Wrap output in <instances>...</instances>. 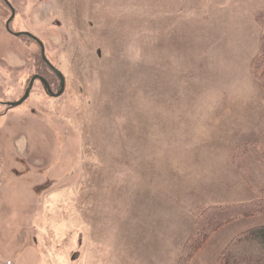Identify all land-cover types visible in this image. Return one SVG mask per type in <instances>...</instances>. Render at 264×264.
<instances>
[{"label":"rangeland","instance_id":"374dc122","mask_svg":"<svg viewBox=\"0 0 264 264\" xmlns=\"http://www.w3.org/2000/svg\"><path fill=\"white\" fill-rule=\"evenodd\" d=\"M10 1L11 28L43 41L66 88L51 97L36 80L23 104H0V264H177L204 207L264 189L257 155L264 152V84L252 74L254 59L233 73L242 91L254 86L240 92L251 102L237 107L238 118L220 112L223 127L212 115L215 103L226 115L230 102L205 90L199 72L211 21L222 12L227 30L260 52L264 0L260 10L223 0L176 13L174 39L169 12L153 0ZM10 14L0 1V102L18 100L34 73L56 91L38 44L6 31ZM169 34L172 52L191 51L196 60L172 62V83L155 91L152 52L164 68ZM152 100L159 103L136 104ZM203 128L213 147L200 142ZM97 169L106 173L96 176ZM260 224L264 215L227 224L192 264H212L234 234Z\"/></svg>","mask_w":264,"mask_h":264},{"label":"crops","instance_id":"0c3cea01","mask_svg":"<svg viewBox=\"0 0 264 264\" xmlns=\"http://www.w3.org/2000/svg\"><path fill=\"white\" fill-rule=\"evenodd\" d=\"M219 1L222 2L223 0H153L155 5H162V7L169 12L168 27L173 28L172 30L173 39L175 37V28L173 26V21L171 16L175 15L176 13H187V11H191V9H195L196 7H202V4L207 5V7L211 9L214 8L212 7V5L218 3ZM231 3H234L236 7L242 6L245 8H254L258 10L262 8V0H256V1L252 0V2H247V0H230V4ZM213 11L215 12L216 10ZM217 16L218 17L214 20L215 23L211 21V28L209 30L210 36L207 39H205L206 42H208V45H210V50L207 53H205V55L203 56L202 65L199 68V72L200 74L202 72L204 78H207V84L204 87L205 90L207 87H209L210 89L215 90L221 101H223V99H226L227 101L230 102L226 104L227 106L226 115L224 114L223 103L220 101H217L215 103L216 111L212 115H214L215 117L216 124H218V120H221V127H223V122H222L223 118H220V112L225 117H232V115H235V118H238V114L236 113L238 110L237 107L242 108L246 102H251V100L249 99L248 101L244 100L246 98V95H241L240 93L242 91L241 87L240 86L238 87L237 84H234L233 73L235 72V70L238 71V69H241L243 67L245 69H248L250 62L254 59L258 51L256 50L257 46L256 45L250 46L249 44L250 41H248L242 34H237L236 31L227 30L228 29V25L226 23L227 19L223 12L219 13V15ZM204 21H206V18L204 19ZM233 24L235 25V21H233ZM206 28L208 29V27ZM178 36L183 37V43L186 44L187 39L185 38V36L181 34H178ZM171 39H172L171 35L169 34L168 52L165 57V60H167L168 62L164 68H161V63L158 57L159 52L154 51L152 53V60L156 61V64L153 65V68L151 70L152 71L151 85L153 86V89L155 91L159 90L160 85L162 86L161 91H165L166 86L172 83L171 72L170 73L168 72V70L172 65V62L181 61L182 58H189L188 62L191 64L193 61L196 60V55L191 51H183L179 53L172 52L173 40H172V45L170 46ZM201 40H204V38H201ZM229 57L230 59L228 60ZM190 59H192L193 61ZM160 72H161L160 74L161 83L159 77ZM248 74L251 75L250 72ZM237 81L238 79H236V82ZM250 91H254L253 85L246 86L242 92L247 93ZM240 95H241V99L238 101L239 98L238 96ZM253 98H255L256 102H259L260 100L259 95L256 94V92H254ZM149 103H151V106H153L158 104L159 100H152L151 102H142V101L136 102L137 106H141V107H144ZM204 110H208V109L204 108ZM239 119H240V114H239ZM203 122L205 123V125H207V122L205 121ZM204 131L205 129L203 128L201 130L203 137L200 139V142L203 144L204 142H210L212 135L210 132H208L209 134H207V136H209L210 138L205 139ZM207 144H210L209 147H213L211 142ZM179 155H182V152L179 153ZM242 198L243 195H237L226 201L238 202L239 200L237 199H242ZM187 230L189 231L191 230L190 225H188ZM216 256L212 264H217ZM195 264H197V262Z\"/></svg>","mask_w":264,"mask_h":264},{"label":"trees","instance_id":"16d2710c","mask_svg":"<svg viewBox=\"0 0 264 264\" xmlns=\"http://www.w3.org/2000/svg\"><path fill=\"white\" fill-rule=\"evenodd\" d=\"M261 22L263 31L259 41L260 52L251 63V69L255 78L264 84V18ZM42 63L44 64L43 61ZM257 155L264 166V152H258ZM99 171L106 173L105 170L97 169L94 172L96 176ZM258 215H264V189L259 190L256 197L250 200L204 207L184 240L177 264H192L198 251L214 233L227 224ZM216 262L217 264H264V224L234 234L218 253Z\"/></svg>","mask_w":264,"mask_h":264},{"label":"water","instance_id":"95a60500","mask_svg":"<svg viewBox=\"0 0 264 264\" xmlns=\"http://www.w3.org/2000/svg\"><path fill=\"white\" fill-rule=\"evenodd\" d=\"M4 1L10 6V9H11V15L6 21L7 30L16 37L26 36V37H29L32 40L36 41L37 44L40 46V52H41L42 60L52 70V72L57 76V78L59 80V89L56 92H54L51 90L47 79L43 75L35 73L30 77L29 83L25 86L23 95L18 100L7 101V102H4V104L7 105L9 109L16 108L19 105L23 104L25 102V100L30 96L34 81L36 79H39L41 81L42 86H43V88L47 94H49L50 96H53V97H59L60 95H62L64 93L65 88H66L65 75L63 74V72L61 70H59L57 67H55L51 63V61L49 60V58L47 57V55L45 53V45H44L43 41L38 36L31 33L30 31H12L11 30L10 23L15 18L16 10L13 7V5L10 3V1H8V0H4Z\"/></svg>","mask_w":264,"mask_h":264},{"label":"flooded vegetation","instance_id":"af4514ba","mask_svg":"<svg viewBox=\"0 0 264 264\" xmlns=\"http://www.w3.org/2000/svg\"><path fill=\"white\" fill-rule=\"evenodd\" d=\"M0 1H2L8 8H9V10L11 11V9H10V6L4 1V0H0ZM8 1H10V0H8ZM10 3H11V1H10ZM12 4V3H11ZM13 5V4H12ZM14 7V6H13ZM15 8V7H14ZM11 15V14H10ZM16 16V15H15ZM8 19V18H7ZM7 21V20H6ZM12 23V22H11ZM11 23H10V27H11ZM5 29H6V31L9 33V34H11V35H13L12 33H10L8 30H7V28H6V22H5ZM11 30L12 31H14L12 28H11ZM18 31H29V30H18ZM31 32V31H30ZM32 33V32H31ZM14 36V35H13ZM37 36V35H36ZM16 37V36H15ZM24 37V36H23ZM26 37V36H25ZM29 38V37H28ZM31 39V38H30ZM32 40V39H31ZM34 41V40H33ZM36 42V41H35ZM37 43V42H36ZM39 46V45H38ZM39 48H40V46H39ZM40 59L42 60V58H41V52H40ZM43 61V60H42ZM44 62V61H43ZM45 64V63H44ZM45 66L52 72V70L45 64ZM53 73V72H52ZM35 74V73H34ZM37 74H40V75H43L46 79H47V81H48V83H49V86H50V88H51V90L52 91H54V92H56L58 89H59V84H58V87H57V89H56V91L53 89V87H52V85H51V82L49 81V78L45 75V74H41V73H37ZM54 74V73H53ZM33 75V74H32ZM55 75V74H54ZM56 76V75H55ZM57 77V76H56ZM58 79V78H57ZM36 80H39V79H36ZM35 80V81H36ZM29 81L30 80H28V83H29ZM34 81V82H35ZM40 81V80H39ZM41 82V81H40ZM58 82H59V80H58ZM27 83V84H28ZM26 84V85H27ZM42 84V83H41ZM25 85V86H26ZM34 85V84H33ZM25 89V88H24ZM32 89H33V87H32ZM44 89V88H43ZM32 91V90H31ZM49 95V94H48ZM21 97V96H20ZM19 97V98H20ZM51 97H53V96H51ZM27 100V99H26ZM25 100V101H26ZM0 104H3L4 105V102H0ZM7 106V105H6ZM7 109H9L8 108V106H7ZM11 109H13V108H11Z\"/></svg>","mask_w":264,"mask_h":264}]
</instances>
